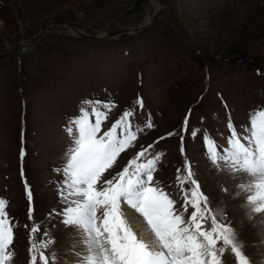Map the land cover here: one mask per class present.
I'll use <instances>...</instances> for the list:
<instances>
[{
    "label": "rangeland",
    "instance_id": "1",
    "mask_svg": "<svg viewBox=\"0 0 264 264\" xmlns=\"http://www.w3.org/2000/svg\"><path fill=\"white\" fill-rule=\"evenodd\" d=\"M148 2L0 0V197L10 201L7 212L16 225L12 264L30 259L32 221L22 169L33 193L32 220L41 225L36 239L47 229L55 239L56 264H79L81 232L58 215L67 206L57 171L72 143L66 126L82 100H114L117 107L102 125L107 130L138 95L144 109H137L136 122L143 125L150 114L155 127L139 135L106 177L121 171L141 146L155 144L150 155L165 154L155 179L179 207L176 174L187 159L250 264H264V213L252 212L248 193L238 187L248 178L212 165L202 136L191 135L206 130L223 148L229 119L243 134L253 111L264 109V0H154V20ZM142 23L141 30L124 34ZM69 25L98 37L120 32L88 38ZM189 110L182 155L180 135L167 134L181 130ZM222 264H235L230 251Z\"/></svg>",
    "mask_w": 264,
    "mask_h": 264
},
{
    "label": "snow or ice",
    "instance_id": "2",
    "mask_svg": "<svg viewBox=\"0 0 264 264\" xmlns=\"http://www.w3.org/2000/svg\"><path fill=\"white\" fill-rule=\"evenodd\" d=\"M116 107L114 100H82L79 114L69 119L65 129L72 143L63 167L57 171L63 176L59 192L67 206L58 215L65 226L81 232L84 251L77 253L79 264H222L227 251L234 256L235 264H250L236 231L226 222V214L210 207V198L202 191L187 159L183 170L177 168L176 184L183 201L179 207L172 193L155 179L165 155H150L155 144L141 146L121 171L106 177L121 154L135 147L139 135L155 127L150 114L143 125L136 122L137 109H144L143 98L138 95L103 130L102 125ZM190 112L179 132L167 134L180 135L182 155V133L188 132ZM227 128L230 134L223 148L206 130H192L191 135L202 136L212 165L248 178L238 187L248 193L246 203L251 211L264 213V109L253 111L243 134L231 119ZM24 156L22 148L21 161ZM25 190L32 219L33 193L26 181ZM9 204L0 197V264H12L15 257L16 225L7 212ZM127 209L134 215L130 216ZM209 222L210 227H205ZM40 231L38 223L29 230V264H56L52 249L55 239L45 229L37 240Z\"/></svg>",
    "mask_w": 264,
    "mask_h": 264
},
{
    "label": "bare ground",
    "instance_id": "3",
    "mask_svg": "<svg viewBox=\"0 0 264 264\" xmlns=\"http://www.w3.org/2000/svg\"><path fill=\"white\" fill-rule=\"evenodd\" d=\"M150 2H148V6H147V9H148V12H149V15L150 16H152V20H154V17H153V15H154V10H156V5H155V2H154V0H149ZM148 15V14H147ZM152 20H150V22L152 21ZM149 22V23H150ZM145 25H146V23H142V25H140V27H138V28H134V29H128V33H126V32H124V34H131V32L134 30V31H139V30H141L142 29V27H145ZM72 29H71V32L73 33V34H78V35H80V36H83V37H88V38H96V39H106V38H111V36H113V35H115V34H117V33H119V32H111V33H109V34H107V33H103V32H101V33H99V37L98 36H93V35H87V34H85V33H83V32H81V29L80 28H76L74 25H69ZM74 29V30H73ZM48 30L50 31L51 30V28H48ZM101 37H103V38H101ZM105 37V38H104Z\"/></svg>",
    "mask_w": 264,
    "mask_h": 264
},
{
    "label": "water",
    "instance_id": "4",
    "mask_svg": "<svg viewBox=\"0 0 264 264\" xmlns=\"http://www.w3.org/2000/svg\"><path fill=\"white\" fill-rule=\"evenodd\" d=\"M147 1V0H146ZM44 27V26H43ZM42 29V27H39V30H41ZM9 53H12V51H10Z\"/></svg>",
    "mask_w": 264,
    "mask_h": 264
}]
</instances>
